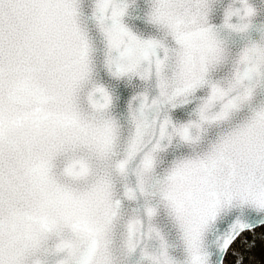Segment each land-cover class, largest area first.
<instances>
[{
	"label": "snow or ice",
	"instance_id": "snow-or-ice-1",
	"mask_svg": "<svg viewBox=\"0 0 264 264\" xmlns=\"http://www.w3.org/2000/svg\"><path fill=\"white\" fill-rule=\"evenodd\" d=\"M0 264H264V0H0Z\"/></svg>",
	"mask_w": 264,
	"mask_h": 264
}]
</instances>
